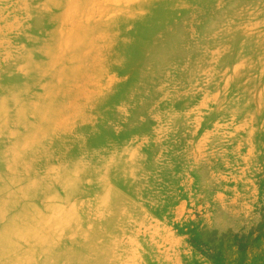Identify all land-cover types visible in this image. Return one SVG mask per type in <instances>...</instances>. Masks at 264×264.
Here are the masks:
<instances>
[{
    "label": "rangeland",
    "instance_id": "rangeland-1",
    "mask_svg": "<svg viewBox=\"0 0 264 264\" xmlns=\"http://www.w3.org/2000/svg\"><path fill=\"white\" fill-rule=\"evenodd\" d=\"M139 1L105 66L77 82L79 114L57 130L73 136L46 142L41 173L66 208L27 196L5 207L0 264H264V0H187L180 12L175 0ZM42 5L0 0V65L51 27ZM24 81L16 65L0 74L8 89ZM133 149L139 170L123 174Z\"/></svg>",
    "mask_w": 264,
    "mask_h": 264
},
{
    "label": "bare ground",
    "instance_id": "bare-ground-1",
    "mask_svg": "<svg viewBox=\"0 0 264 264\" xmlns=\"http://www.w3.org/2000/svg\"><path fill=\"white\" fill-rule=\"evenodd\" d=\"M133 1L140 2L43 0L42 7H36V14L50 21L51 27L44 29L27 54L14 56L5 53L4 65H0V74L9 66L16 65L24 75L25 81L20 90L0 85V160L17 167L15 170L7 167L4 176L0 172V217L6 215L5 207L17 204L18 200L25 196L55 200L56 204L58 200L59 209L66 208L69 197L59 196L60 184L53 183L50 175L44 173L48 163L46 142L56 134L73 136L70 127L64 129L66 132L57 130L65 115L79 114L78 110L71 111L76 100L70 102L71 98L73 100L79 95L77 82L87 77L90 71H97L102 61L105 66L111 46L118 40L121 32L126 33V29H122L134 27V21L140 20L139 15L132 14L130 10ZM198 1L194 0L195 3ZM174 3L176 11L180 12L184 4L190 2L175 0ZM101 13L108 19L105 24L106 39L103 38L105 40L102 47L94 38V33L101 26ZM115 16H120L121 20L112 23L111 20ZM34 88L41 89L42 93L38 94L35 101L26 102ZM11 110L14 113L9 119L6 116ZM132 157L133 160L129 164L120 168L121 173L133 174L139 170V152L133 149ZM114 163L111 159L100 161L104 169L114 167ZM41 170L44 171L41 173ZM75 171L76 175L82 172L78 166ZM26 225L30 226L28 221H24V226ZM49 232L47 221L43 230L44 243L50 242Z\"/></svg>",
    "mask_w": 264,
    "mask_h": 264
}]
</instances>
